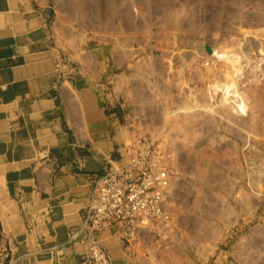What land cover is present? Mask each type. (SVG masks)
I'll use <instances>...</instances> for the list:
<instances>
[{"label": "rangeland", "instance_id": "obj_1", "mask_svg": "<svg viewBox=\"0 0 264 264\" xmlns=\"http://www.w3.org/2000/svg\"><path fill=\"white\" fill-rule=\"evenodd\" d=\"M51 1L62 38L120 63L126 91L116 109L176 178L168 222L129 242L119 234L124 248L162 255L148 264H264V0ZM233 51L248 81L263 87L260 131L244 88L222 101V56ZM192 133L209 160L205 181L183 169Z\"/></svg>", "mask_w": 264, "mask_h": 264}, {"label": "crops", "instance_id": "obj_2", "mask_svg": "<svg viewBox=\"0 0 264 264\" xmlns=\"http://www.w3.org/2000/svg\"><path fill=\"white\" fill-rule=\"evenodd\" d=\"M58 21L51 0H0V243L11 264H89L80 212L133 138L116 109L120 63L67 42ZM98 241L113 264L162 258L125 249L112 228Z\"/></svg>", "mask_w": 264, "mask_h": 264}, {"label": "built area", "instance_id": "obj_3", "mask_svg": "<svg viewBox=\"0 0 264 264\" xmlns=\"http://www.w3.org/2000/svg\"><path fill=\"white\" fill-rule=\"evenodd\" d=\"M174 177L151 141L135 139L123 147L115 165L94 180L80 212L88 235L89 264H113L98 241L104 229H115L129 242L152 225L168 221L167 190ZM10 259V246L0 243V264H11Z\"/></svg>", "mask_w": 264, "mask_h": 264}, {"label": "bare ground", "instance_id": "obj_4", "mask_svg": "<svg viewBox=\"0 0 264 264\" xmlns=\"http://www.w3.org/2000/svg\"><path fill=\"white\" fill-rule=\"evenodd\" d=\"M236 50V49H234ZM237 53V52H236ZM235 51H233V53L230 55L229 53L223 57L222 59V62H226V64L228 63V66L226 67L227 71V75H228V81H226V87L227 90L224 89V87H221V94H222V101H228L229 99L231 98H241V92H240V88H244L246 94H249L250 96L253 97V109H255V112L254 113V118H253V123H254V127L257 131H260L261 129V125H260V117H261V113H262V103H263V100L260 96V92H261V89L263 88L262 86H256L254 84H251L247 77L244 75L243 73V67L240 63V60H238V54H236ZM87 61V60H86ZM234 79V80H233ZM258 82V81H257ZM221 84V83H220ZM245 84V85H244ZM262 84V82H261ZM223 85V84H222ZM258 85V83H257ZM236 96V97H235ZM209 109V108H208ZM212 107H210L209 110H211ZM132 131V129H131ZM130 131V132H131ZM264 138V137H263ZM189 139V153H188V157H186V160H185V166L183 167L184 169V172H189L192 174V176L194 177V179L196 181H205L207 180V177L209 176L207 174V166L209 164V160L207 158V153L205 150H203L201 148V141H199V137L196 133H192L190 136H188ZM134 138L129 141V143L131 144L132 142H134ZM188 144V143H187ZM129 145V144H128ZM162 145V144H161ZM162 152V151H161ZM214 158V157H213ZM172 164V163H171ZM115 165V164H114ZM256 166V165H255ZM208 175V176H207ZM176 178H174L169 187H168V194H170V190H172L176 184ZM199 186V185H198ZM201 187V185H200ZM201 190V189H200ZM169 197V195H168ZM197 202V201H196ZM200 202V200H199ZM198 204L195 205V207L198 208ZM203 206H201L202 208ZM225 209V208H224ZM210 210V209H209ZM168 211V209H167ZM211 212V211H210ZM227 212V211H226ZM230 213V212H229ZM168 214H169V211H168ZM169 217H170V214H169ZM227 218V217H226ZM225 219V218H224ZM168 222V221H167ZM223 222V221H222ZM164 224V223H163ZM162 224V225H163ZM227 224V223H226ZM155 227V226H154ZM158 227V226H157ZM160 228V227H159ZM161 229V228H160ZM162 230V229H161ZM85 232V231H83ZM104 234V233H102ZM101 234V235H102ZM141 235V234H140ZM255 237V236H254ZM264 237V236H263ZM258 238V237H257ZM256 238V239H257ZM205 239V238H204ZM260 241V239H258ZM256 243L254 244H257V240H255ZM252 243V242H251ZM246 249V248H245ZM261 250V249H260ZM163 254V253H162ZM240 255L242 253H239ZM226 255V254H225ZM228 255V254H227ZM255 256V255H254ZM166 257V256H165ZM242 257V256H241ZM244 257V256H243ZM247 257V255H246ZM112 259V257H111ZM165 260V259H164ZM248 261V259H247ZM89 262V261H88ZM223 262V261H222ZM242 262V261H241ZM253 261L248 262V264H251ZM258 262V261H257ZM244 264H245V261H244ZM256 264V263H255Z\"/></svg>", "mask_w": 264, "mask_h": 264}]
</instances>
